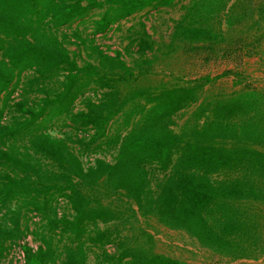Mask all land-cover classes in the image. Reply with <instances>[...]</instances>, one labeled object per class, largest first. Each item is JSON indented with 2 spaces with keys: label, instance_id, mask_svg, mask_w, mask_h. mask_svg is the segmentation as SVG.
I'll use <instances>...</instances> for the list:
<instances>
[{
  "label": "trees",
  "instance_id": "1",
  "mask_svg": "<svg viewBox=\"0 0 264 264\" xmlns=\"http://www.w3.org/2000/svg\"><path fill=\"white\" fill-rule=\"evenodd\" d=\"M174 1L0 0V264L28 233V215L38 219L29 232L37 246L19 245L22 264H86L87 253L93 264H190L156 253L136 217L182 232L220 258L264 256V88L203 96L209 77L143 86L152 62L145 55L154 50L143 25L128 44L130 65L93 42L132 14ZM227 1L188 0L168 48L225 56L232 26V48L257 54L264 0H232L225 10ZM93 11L85 37L58 33ZM219 16L225 30L215 27ZM70 44L80 50L69 52ZM25 72L31 75L14 102ZM189 107L174 132L172 118ZM53 120L86 137L50 136ZM70 143L81 153L112 150L111 162L83 166ZM58 200L67 213L57 214Z\"/></svg>",
  "mask_w": 264,
  "mask_h": 264
},
{
  "label": "rangeland",
  "instance_id": "2",
  "mask_svg": "<svg viewBox=\"0 0 264 264\" xmlns=\"http://www.w3.org/2000/svg\"><path fill=\"white\" fill-rule=\"evenodd\" d=\"M188 0H175L173 5L166 8L144 9L140 12L132 14L124 20L117 22L109 27L103 34H98L93 37V42L107 55L113 56L119 53L120 58L126 65H130L133 55L134 47H129L131 39L140 30V25H143L145 32L150 36L154 43L153 51L146 53V58L150 59L151 65L144 78L139 79L140 85L156 87L159 85L175 86L198 78L209 77L212 79L210 83L205 85L202 89L203 96H220L227 95L233 91L241 88L261 89L264 88V39L261 40L257 46V54L245 55V49L237 52L232 48V26L229 28L228 36L231 37V42L226 47V55L220 56L218 52L213 57L206 53H192L184 51L181 45L171 46L168 48L170 41V34L174 22L177 21L183 14V6L187 5ZM232 3V0L226 2V8ZM98 11H93L89 17H86L81 22L76 21L67 28H61L58 33H65L70 35L76 31L81 38L85 37L90 32V21L95 19ZM225 12V11H224ZM220 15V14H219ZM219 23L215 27L225 30L226 24L220 16ZM75 38L70 37L69 41H74ZM69 52L78 51L75 45H65ZM209 55V56H207ZM82 56V52H81ZM84 57V56H82ZM205 57L209 59L206 60ZM78 64L80 61L77 59ZM229 71V74L222 75V73ZM29 72L21 74L18 85L13 91L12 100L18 101L21 95L22 83L25 79L30 77ZM35 94H28V103L34 100ZM84 96L92 97L90 92L84 93ZM80 99L74 102L73 109H80ZM193 107H189L180 111L172 118L171 129L174 132L179 130L182 122L188 117ZM9 119V115L5 114L3 121ZM115 128V123H109L108 133H111ZM45 132L54 138H61L64 133L70 134L72 139L75 137L85 136L86 134L73 133L67 127L62 126V122L51 121L46 124ZM82 146L70 143L72 151L78 155L83 166L89 165L94 158H101L106 162H111L113 151L103 148L95 154L81 153ZM153 175L159 176L158 172L153 171ZM155 176V177H156ZM107 201V200H104ZM108 203H114L113 200H108ZM57 214L67 213V209L62 200H58L56 204ZM38 219L33 215H28L27 227L28 233L12 245L2 264L11 262L12 264H22V253L19 245L25 244L31 249H35L37 242L34 236L29 232L35 230ZM135 227H140L146 231L153 239V250L156 253L185 261L190 264H264V256L258 260H237L230 261L224 258L217 257L209 251L200 248L192 239L187 237L184 233L178 231L168 230L156 224L152 219H143L136 217L134 222ZM102 226L99 225V228ZM107 252L111 253L113 250L106 247ZM59 264V262H56ZM86 264H93V257L91 253H87Z\"/></svg>",
  "mask_w": 264,
  "mask_h": 264
}]
</instances>
